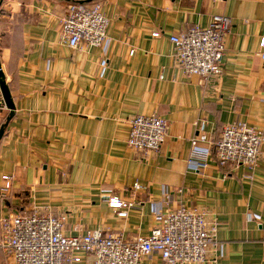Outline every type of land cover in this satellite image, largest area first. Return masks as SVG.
<instances>
[{
	"label": "crops",
	"instance_id": "obj_1",
	"mask_svg": "<svg viewBox=\"0 0 264 264\" xmlns=\"http://www.w3.org/2000/svg\"><path fill=\"white\" fill-rule=\"evenodd\" d=\"M71 1L0 5V61L15 103L0 140V221L46 206L68 214L67 234L101 228L133 239L169 210L205 208L220 225L202 264H264V144L253 169L214 155L201 172L188 163L201 125L213 144L237 121L264 130V0H76L101 3L109 18L107 44L83 49L59 39ZM216 14L233 27L223 73L207 81L177 65L170 36ZM152 113L169 127L145 156L127 144L129 119ZM10 114L0 89V128ZM4 175L13 176L6 192ZM104 194L134 206L120 216ZM161 263L158 253L141 261ZM0 264H12L1 247Z\"/></svg>",
	"mask_w": 264,
	"mask_h": 264
},
{
	"label": "built area",
	"instance_id": "obj_2",
	"mask_svg": "<svg viewBox=\"0 0 264 264\" xmlns=\"http://www.w3.org/2000/svg\"><path fill=\"white\" fill-rule=\"evenodd\" d=\"M108 27L109 18L101 3L73 2L61 19L59 39L73 48H102L109 39ZM232 27L231 17L216 14L206 26L195 25L172 34L175 62L187 75H197L207 81L219 80ZM160 33L155 31L153 35ZM259 55L264 59V37ZM129 127L128 146L147 156L161 148L169 122L156 113L137 114L129 119ZM190 141L188 163L197 172L208 166L212 155L221 165L230 163L253 169L262 153L264 130L237 121L227 125L213 144L205 126L201 125ZM3 179L1 191L6 192L12 187L13 176L4 175ZM103 197L111 207L123 209L120 216H126L127 209L134 206L119 196L104 194ZM67 221L66 212L56 214L46 206L2 218L0 247L8 253L12 264H75L84 255L93 256V264H141L145 256L153 253L160 255L161 264H202L215 243L220 225L211 211L186 205L161 214L159 224L149 235L133 239L101 228L67 234Z\"/></svg>",
	"mask_w": 264,
	"mask_h": 264
},
{
	"label": "water",
	"instance_id": "obj_3",
	"mask_svg": "<svg viewBox=\"0 0 264 264\" xmlns=\"http://www.w3.org/2000/svg\"><path fill=\"white\" fill-rule=\"evenodd\" d=\"M3 0H0V5L2 3ZM0 89L2 92V96H3V102L5 103V105L10 109L11 114L10 116L7 118V121L5 124H3L0 128V140L2 139V137L4 136L6 127L9 123V120L11 119V116L13 114V111L15 110V103L13 101V97L11 95L9 86L5 80V74L2 70V65H1V61H0Z\"/></svg>",
	"mask_w": 264,
	"mask_h": 264
},
{
	"label": "trees",
	"instance_id": "obj_4",
	"mask_svg": "<svg viewBox=\"0 0 264 264\" xmlns=\"http://www.w3.org/2000/svg\"><path fill=\"white\" fill-rule=\"evenodd\" d=\"M73 2H76V3H84V4L92 3V1H76V0L71 1V3H73Z\"/></svg>",
	"mask_w": 264,
	"mask_h": 264
}]
</instances>
